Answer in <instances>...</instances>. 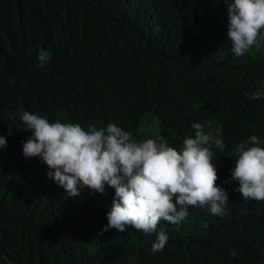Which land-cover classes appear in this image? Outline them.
I'll return each instance as SVG.
<instances>
[{
	"label": "trees",
	"instance_id": "trees-1",
	"mask_svg": "<svg viewBox=\"0 0 264 264\" xmlns=\"http://www.w3.org/2000/svg\"><path fill=\"white\" fill-rule=\"evenodd\" d=\"M227 30L223 0H0V264H264V201L226 182L238 144L264 146V97L250 99L264 92V42L236 57ZM24 111L85 130L115 123L177 150L204 125L227 146L208 145L227 214L190 208L181 225L162 222L169 242L156 254L154 234L101 233L114 189L69 197L23 156Z\"/></svg>",
	"mask_w": 264,
	"mask_h": 264
},
{
	"label": "clouds",
	"instance_id": "clouds-1",
	"mask_svg": "<svg viewBox=\"0 0 264 264\" xmlns=\"http://www.w3.org/2000/svg\"><path fill=\"white\" fill-rule=\"evenodd\" d=\"M227 6V40L236 57L248 53L264 42V0H223ZM223 60L220 51L216 52ZM39 67L51 54L40 51ZM245 95H249L245 93ZM264 92H253L250 99L259 100ZM24 130L31 136L22 143L26 159L39 157L50 169L47 176L64 189L69 197H78L84 187L104 194L105 186L114 189L107 225L101 233L129 228L155 235L152 254L163 252L169 236L162 222L179 226L189 216L190 208H203L223 218L228 211L227 191L217 186L219 176L213 163V143L221 152L227 147L221 139L204 131V125L193 123L194 136L183 140L180 150L160 138L138 141L131 132L115 123L106 128L91 125L88 130L79 123H62L24 111L20 117ZM11 134V128L9 130ZM7 145L0 136V149ZM256 135L236 147V166L231 183L237 181L243 200L264 201V146ZM204 228L209 224L205 223ZM230 255L236 257L233 250Z\"/></svg>",
	"mask_w": 264,
	"mask_h": 264
}]
</instances>
